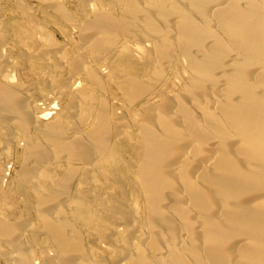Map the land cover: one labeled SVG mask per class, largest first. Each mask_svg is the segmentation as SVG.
Masks as SVG:
<instances>
[{
  "label": "bare ground",
  "instance_id": "bare-ground-1",
  "mask_svg": "<svg viewBox=\"0 0 264 264\" xmlns=\"http://www.w3.org/2000/svg\"><path fill=\"white\" fill-rule=\"evenodd\" d=\"M0 1V134L44 264H99L78 227L114 221L121 263L264 264V0ZM24 228L0 221L8 264H35Z\"/></svg>",
  "mask_w": 264,
  "mask_h": 264
},
{
  "label": "rangeland",
  "instance_id": "rangeland-1",
  "mask_svg": "<svg viewBox=\"0 0 264 264\" xmlns=\"http://www.w3.org/2000/svg\"><path fill=\"white\" fill-rule=\"evenodd\" d=\"M75 2H73V0H72V2H70L69 4H66V7H68L70 11H74ZM4 3H5L4 1H2V2L0 1V7L4 10L10 9L11 6H9L8 4L6 5V3L5 4ZM22 3L25 6L31 8L33 10H36L38 5H39L36 0H23ZM71 3H73V4H71ZM59 35H60L59 33H56L55 39L61 44L65 43L66 42L65 38L62 35H60V36ZM76 36H77L76 34H72L71 41L73 39L75 42L70 41L71 44L77 42L78 37H76ZM23 69H24V67H23ZM23 69L21 71L22 75L19 73L15 74V76H16L15 78L16 79L18 78L17 80L16 79L15 80L18 84H20V87L23 88V90L25 92L27 91L26 93L28 94V97L30 98L29 100L32 103H34V105L35 104H40V105L44 104L45 105V103H47V104L52 103V101L54 99V95L53 94L43 95V93L41 92L42 90H40V88H39V87L42 88V84H41V81L39 80V78L37 77V75H31L28 72H26L27 71L26 69H24V70ZM23 71H24V73H23ZM24 76H25V78H24ZM21 83H22V85H21ZM25 85L28 88H25ZM49 99H50V101H48ZM114 103H115V105L118 104L117 106H119L120 98L118 97V98L114 99ZM43 110H45V109H43ZM41 111L42 110H40L38 112H41ZM11 139H13V141H12L13 145L11 142L9 144L8 141L6 139L2 138V136L0 134V143H1L0 146L2 145L0 147V149L5 150L6 147H4V146L6 144H8L9 149L11 151V152H9V155H7L8 157L2 156L0 158V221L7 223V224H10L11 226H14L16 223L21 222L22 225H24V227H25L23 230V233H22V237H21L22 242H23L22 245L24 244V247L27 251L32 250L31 252H33L35 264H44V262H42L43 258L44 259H47V257H49V259H50V257L55 258L58 256V253L55 250V248L51 245V243L48 242L47 239L44 237L43 230L41 228L40 223L38 222L39 220L37 219V217H38L37 214L39 213V212H37V210H39L37 208H39V206L37 205L38 202H37L36 198L34 199V197H32L33 195L31 193H29L30 192L29 190H26L24 192H17L14 188V182L15 181H13V180L17 179V177H18L19 173L21 172L23 165H24L22 163L23 161L21 158L22 150H23L21 148H23L24 144L22 141H20L18 136H13L12 138H9V141ZM17 144L20 146H17ZM10 156H12V157H10ZM30 194L32 196H30ZM28 196H29V198H27ZM42 208H43V206L40 208V210ZM110 223H112V222H110ZM115 224L118 226H116ZM110 227L111 228L108 231L110 238L109 237L102 238L99 235L98 230L97 229L95 230L94 228L84 229L85 227L80 225L78 227V229L80 230L82 236H84L83 241H84V244H86L85 246L87 247V249L89 248L88 250H91L90 253L94 252V255L92 254L93 255L92 257L95 258V260L93 258L94 262L97 261L99 264H101V263L102 264H125L123 262L121 263V261H120V259H121L120 251L112 250V249L117 248L116 247L117 246L116 245L117 240H115L116 239L115 237L119 234L118 231L120 232L123 230V227L121 225L115 223V221L110 225ZM36 236H38V237H36ZM114 241H116V242H114ZM44 242L45 243L47 242V243L45 244ZM0 251H11V248L4 241H0ZM117 252H119V253H117ZM118 255L120 256V258ZM58 263L59 262H57V263L56 262H53V263L49 262V264H58ZM0 264H8V262L3 257H0Z\"/></svg>",
  "mask_w": 264,
  "mask_h": 264
}]
</instances>
